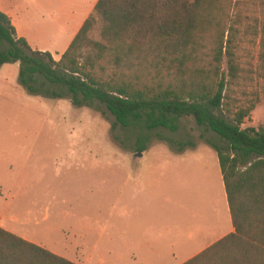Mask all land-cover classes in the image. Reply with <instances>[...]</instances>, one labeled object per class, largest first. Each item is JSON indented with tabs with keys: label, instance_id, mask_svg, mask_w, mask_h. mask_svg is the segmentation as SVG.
Returning <instances> with one entry per match:
<instances>
[{
	"label": "rangeland",
	"instance_id": "374dc122",
	"mask_svg": "<svg viewBox=\"0 0 264 264\" xmlns=\"http://www.w3.org/2000/svg\"><path fill=\"white\" fill-rule=\"evenodd\" d=\"M232 1L242 4L230 15L239 12L243 18L237 24V18L226 20L237 30L238 70L231 78L223 59L224 104L230 112L253 105L242 128L258 129L264 126V18L255 3L264 0ZM37 10L61 8L35 5L28 11ZM59 13L56 18H62ZM18 70V62L0 67V228L33 244L47 240L48 250L75 264L186 259L170 256V232L180 224L175 216L180 211L182 228L198 213L207 169L219 170L209 145L224 147L219 137L191 117L181 118L176 132L123 128L97 103L77 107L68 96L30 95ZM144 138L146 148L136 152ZM180 186L182 205L172 202ZM145 234L147 244L141 239L138 244L136 238ZM135 250L145 261L133 260Z\"/></svg>",
	"mask_w": 264,
	"mask_h": 264
},
{
	"label": "trees",
	"instance_id": "16d2710c",
	"mask_svg": "<svg viewBox=\"0 0 264 264\" xmlns=\"http://www.w3.org/2000/svg\"><path fill=\"white\" fill-rule=\"evenodd\" d=\"M241 4L98 0L58 61L32 50L0 11V67L18 62L20 85L30 95L68 96L77 107L97 103L123 128L176 132L179 120L191 117L224 143L208 142L234 231L183 264H264V126L242 128L253 105L230 112L224 104L223 59L231 78L238 70L237 30L226 20L243 18L230 15ZM255 5L264 18V1ZM146 143L140 140L136 152ZM0 264L75 263L0 228Z\"/></svg>",
	"mask_w": 264,
	"mask_h": 264
},
{
	"label": "crops",
	"instance_id": "0c3cea01",
	"mask_svg": "<svg viewBox=\"0 0 264 264\" xmlns=\"http://www.w3.org/2000/svg\"><path fill=\"white\" fill-rule=\"evenodd\" d=\"M97 2L98 0H0V11L10 19L17 36L24 38L32 50L48 52L52 56H61ZM35 5L40 7L55 5L61 10H54L52 13L37 10L30 14L29 7ZM64 8H68L67 13ZM59 12L62 13V18H56L60 15ZM211 167L215 168V166ZM207 174L205 187L200 194L203 200L199 201V210L196 216L190 218L182 228V211L175 215L179 218L180 224L174 226L173 231L170 232L172 240L170 256L187 255L186 259L177 264L185 263L234 231L220 168L219 170L208 168ZM172 202L182 205L181 186ZM123 218H125L124 215ZM120 232L122 235L126 234L123 226H121ZM138 237L136 240L141 239L143 246L147 244L148 235ZM161 237L163 238L164 234H159V238ZM50 244L57 246L59 243L51 241ZM35 245L46 247V250L49 249L47 240ZM59 246L61 245L59 244ZM48 251L62 256L57 250ZM132 256L135 262L145 261L139 251H133Z\"/></svg>",
	"mask_w": 264,
	"mask_h": 264
}]
</instances>
